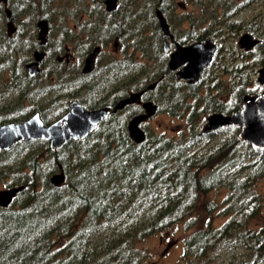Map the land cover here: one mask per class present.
I'll return each mask as SVG.
<instances>
[{
	"label": "trees",
	"instance_id": "obj_1",
	"mask_svg": "<svg viewBox=\"0 0 264 264\" xmlns=\"http://www.w3.org/2000/svg\"><path fill=\"white\" fill-rule=\"evenodd\" d=\"M55 1L9 0L19 25L14 34L5 30L7 17L4 5L0 4V123L22 120L36 111L41 112L46 123L54 121L69 109L71 99L65 98L78 97L81 86L89 89L88 97L81 100L93 108L114 106L132 90L146 88L151 83H147L148 66L133 54H127L125 59L114 58L104 64L100 60L98 78L81 72L82 76L74 74L68 78L67 73H63L66 71L63 65L51 58L56 65L47 67L46 78L50 77L51 85H40L45 76L38 79L40 74L31 75L26 67L32 48L38 47L36 33L24 32L27 29L22 16L28 15L29 10V15L45 13L50 24H54V18L59 16ZM157 1L145 2L143 12L127 16V27L125 18L121 21L101 17L94 22L87 20L81 30L92 31V34L90 44H85L84 48L90 50L102 36L110 38V34L118 30H128L122 37H140L143 43L136 44V49L148 57L155 56L154 60L161 64L158 76L152 79L157 85L154 89L148 88L144 98L155 101L158 111L186 117L187 131L168 136L144 124L146 138L135 140L130 135L128 122L143 108L134 102L110 111L85 138L71 139L59 150H53L45 139L20 141L10 150H0V184L2 181L9 184L0 188L25 185L9 205H0V264H144L146 254L139 247L141 241L179 223H184L188 229L199 224L198 210L205 207L212 213L217 208L214 201L205 200L206 194L223 187L230 190L226 201L232 207L235 223L230 219L220 227H213L208 219L205 226H198L184 238V256L188 260L207 256L208 250L218 244L215 240H222L220 247L249 242L252 238L259 240L256 244L264 241L261 234L249 230L244 219L256 216L263 205L254 185L264 176V149H255L243 140L239 126L201 132L207 114L235 112L242 107L244 93H264V86L249 87L251 69L245 59L233 65L234 80L230 88L224 89L217 77L216 67L223 68L217 59L219 52L198 83L177 78L168 59L165 60L162 43L157 42L159 30H154V36L146 34L150 27L145 21L156 20L152 6ZM212 1L219 5L231 4L227 7L235 12L250 0L244 4L237 3L238 0ZM233 16L227 12L224 18L222 14L211 16L206 30H191L189 41L222 36L224 30H230L231 34L242 30ZM193 23L200 26L198 20ZM261 23H264V14L246 30L260 34L264 32L260 30ZM216 24L218 28L212 30L210 26ZM69 26L64 21L61 29L77 30ZM51 30H54L52 25ZM24 33L30 38L25 44ZM69 40L72 41L70 36ZM256 47L261 50L254 62L263 65L264 37ZM242 50L239 55L245 58L248 50ZM52 53L56 55L57 51ZM54 76L56 79H52ZM210 77L215 83L209 82ZM204 81L209 84L203 94ZM69 88L72 90L68 91ZM228 91L231 92L229 99ZM63 95L65 101H62ZM46 98H50L49 101ZM219 134L223 135L222 141L206 150L197 147L207 137ZM62 169L65 180L57 185L51 177ZM233 233L236 238L232 237Z\"/></svg>",
	"mask_w": 264,
	"mask_h": 264
},
{
	"label": "rangeland",
	"instance_id": "obj_2",
	"mask_svg": "<svg viewBox=\"0 0 264 264\" xmlns=\"http://www.w3.org/2000/svg\"><path fill=\"white\" fill-rule=\"evenodd\" d=\"M142 1H143L142 3L145 4V2L155 1V0H142ZM185 1L188 2L189 4L188 7L185 10L182 8H179L175 11H177V14L179 15L177 18H179L180 20H183L186 14H190L191 15L190 26L195 25L193 23L194 20H198V24L200 26L204 25L207 27L208 19L211 16L222 14V17L224 18L226 12L229 15H234L233 19L235 21L236 20L238 21V25L240 24L242 25V30H237L235 31V33L231 34L230 30H224L222 36L221 35L209 36L215 39V41L220 43V49L218 51L219 53L217 52L218 53L217 59L220 60L219 64L221 63L223 64V68L216 67L218 80L219 79L221 80L219 84H221L222 87H224V89L230 88V85L232 81L234 80L233 68H232L233 65L238 63L241 60L246 59L247 62L249 61L248 67L251 69V74H250L251 80H250L249 87H251L252 89H258L261 86H263L264 84L261 85L258 79L259 68L262 65L261 63L260 65H258L256 64V62H254L257 59V53L259 52V50H261V48L255 47L254 50H248L247 53L245 54V58H241L239 54H241L244 51L242 50L241 47H239L238 39L243 32L250 31L246 29L249 26H251V24H255L257 23V21H260L261 16L264 14V1L250 0L242 7L239 6V9H237L238 11H235V12L233 8L231 9L227 7L228 5H231V4L226 5V3L225 4L222 3V5H219L218 3H215L212 0H196L197 3H195V1L193 0H185ZM236 1L237 0H235V2ZM246 1L247 0H238L237 3L244 4ZM53 4L54 6L58 8L59 16L58 17L56 16V18H54L55 19L54 24H52L51 22L52 29L54 28V30H51L50 32V42L48 44V48L51 50L49 54L45 57L43 62L41 63L42 70L38 71L37 73V74H40L38 75V79L39 77L43 78L45 76L42 83L40 84L44 86L51 85L50 77H48L47 75V78H46V74H48V72H46L48 65L51 64V66L48 69L56 66L54 64L55 61L51 62L50 59L54 58L56 61H58L56 55L53 54L51 51L53 47L55 46V44H57L56 43L57 35L61 33L60 31L62 30L61 26L63 25L64 21H66V23L70 25L69 28L74 27V25H76L77 23V20L81 19L80 17L85 18L86 16L85 14L83 15L81 12H87L88 10L87 8L78 9V8H82V5L79 2H76L75 0H56L55 3ZM155 6L156 5H153L152 7L155 8ZM29 11H28V15L22 16V19L25 20V27L27 29L25 31L28 34V32H31L33 30L36 33V40L38 43V38H37L38 28L36 27L35 29L33 26L36 25V22L39 18H37L36 12L33 15H29ZM41 15L43 16V18H48L46 17L45 13ZM223 20L224 19H221L220 22L221 21L223 22ZM8 21H9L8 19L5 20V30H8L9 28ZM184 21H183V24H184ZM16 23H17V26H19L17 21ZM30 24L32 28L29 27ZM188 25H189V22H188ZM185 26H187V24H185ZM210 27L212 30H215L218 28L217 24L210 26ZM227 27L228 26H225L224 28H227ZM78 30H80V28ZM260 30H264V23L260 24ZM127 31L128 30H120L121 36L124 34L127 35ZM146 34L154 36L155 31L147 30ZM254 35L259 38H263L264 32L260 34H254ZM114 39L115 38L113 35L111 39L109 40V44L104 45L106 54L102 57L101 64L106 63V61L109 62L112 59V57L116 58V57H123L125 56V54H129V55L133 54L139 62L148 66V73L146 76L147 77L149 76V78H147L148 79L147 83L154 82L152 81V79L158 76L161 64H158V62L153 60L151 57H148L146 55L144 56V53L142 50H134V46L131 45V41H136V36L134 37L129 36L126 39H121L122 42L120 45V51L113 53L112 55L111 53L114 52L113 44H112ZM145 39H148V38H145ZM29 40L30 38L25 37V42L28 43ZM140 40L141 39H139L136 42L140 43ZM157 42L158 43L163 42L160 36ZM71 43L72 42H69V44ZM82 45H84L83 46V49H84L85 44H82ZM34 49L35 47L32 48L31 54L28 56V61L33 60L35 58V56L33 57ZM109 55L110 56L112 55L110 59L106 57ZM167 59L168 58H166L165 60ZM252 65L254 66L253 68H252ZM71 67H75V65L72 63L68 66V68H66L65 66H62V68L66 70V71H63V73H67L68 78L74 74H76L77 76H82L81 74H83V71L81 70V67L79 69L75 67V70L71 69ZM54 78L56 79L55 76L52 79ZM212 79L214 78L210 77L209 82H211V84H213L212 81H214L215 83V80H212ZM84 81L85 83H87L86 78H84ZM92 83L95 84V81H92ZM208 84L209 83L204 81L201 87V93L203 94L206 93ZM59 88H62V86ZM81 88L82 89L80 90L81 92L80 97L82 98L88 97L89 89L84 88V86H81ZM67 90L68 91L72 90V88H69ZM217 91L218 90L215 88L214 92H217ZM76 92L77 91L75 90L74 93ZM69 94H72V93H69ZM100 94L104 95V93H101V92ZM226 94L229 95L228 96V99H229L231 97V92L228 91L226 92ZM64 96L65 95H63L62 97V101H65L67 99L68 100L73 99L71 97L70 98L66 97L64 100ZM49 99L50 98H46V101L47 100L49 101ZM144 124L146 125V127L147 126L150 127L153 131L157 133H163L168 136H178L180 134V131H183V130L187 131L186 117L174 116L165 111H157L154 115L150 116L148 119L142 122L143 127H145ZM222 138H223L222 134H219L216 137H209V138L207 137L205 141L202 144H199L197 147L199 149L206 150L210 148L211 146H213L218 141H222L221 140ZM0 185H9V184L2 181ZM4 187H7V186H4ZM4 187L1 186V188H4ZM254 187L256 189V192H258L261 195L262 200H263V203H262L263 205L262 207H260V211L256 216L250 217V218H248L249 216H247V218H244V219L246 220V225H248L249 230H251L253 234L255 232L259 233L264 238V228L260 229L262 226H264V176H262L259 180H257V183L256 185H254ZM229 191L230 190L226 187L219 188V189H213L209 191L205 196V200L214 201V203H216L217 205V208L214 209L212 213L208 212L205 207L201 208L200 211L198 210L197 214L199 215L200 223L192 226V228L188 229L185 227L184 223H179L178 225L173 226L167 231H163L161 233L150 235L146 240L141 241L139 243V247L142 250H144L145 251L144 253L146 254L144 264H245L248 261L249 262L254 261V258L257 259L256 262H258V264H264V255L261 257V259L263 260L260 263L259 262V252H257V250L255 249L252 252L251 249L249 248L253 244L251 240L248 243L244 242L243 245H241L239 242H236L234 246L231 243L230 246L225 245L222 247H220L221 243H219V241H222V240H215L216 242H218V244H215V246L211 250L210 249L208 250L209 254L207 256L193 257L191 260H188V258L184 256V238L188 234H190L192 231H194L198 226L200 227L205 226L206 221L208 219H211L213 227H220L230 219H232V222H234L233 221L234 218L232 215V207L228 205L226 201L229 195ZM227 212H230V213L226 214ZM232 224L229 227L230 233L231 231H233ZM230 233L227 234V237L230 235ZM232 237L236 238L234 233Z\"/></svg>",
	"mask_w": 264,
	"mask_h": 264
},
{
	"label": "water",
	"instance_id": "obj_3",
	"mask_svg": "<svg viewBox=\"0 0 264 264\" xmlns=\"http://www.w3.org/2000/svg\"><path fill=\"white\" fill-rule=\"evenodd\" d=\"M5 4L8 18L12 17V11L8 7V0H0ZM117 0H107L108 10L116 8ZM160 19V25L164 31V36L170 33L169 24L161 10L157 11ZM38 37L42 42L46 41L50 30V23L47 18L38 21ZM8 30L12 33L15 29L14 22H8ZM172 35V34H171ZM261 41V38L255 36L250 31L243 32L238 45L243 49L250 50ZM166 49H169V41H165ZM99 46L86 58L84 71H90L95 64V58L99 51ZM220 48V43L212 37L196 40L189 44H178L177 48L171 53L169 66L172 69L186 64L177 71L178 78H184L188 83L196 84L202 77L203 71L213 62L215 55ZM47 52L45 50H35L33 60L26 63L31 75H35L42 70L41 63L45 59ZM258 79L264 84V64L259 68ZM156 81L148 85L149 88L155 87ZM144 89L134 90L129 95L123 97L114 106L104 105L89 108L78 99L70 102L69 110L61 117L46 123L41 112L36 111L29 117L22 120H14L0 123V150H10L20 141H31L36 139H45L50 143L53 150L61 149L71 139L85 138L91 131L97 128L101 121L108 117L110 111H117L124 108L127 104L138 102ZM146 111L139 112L132 116L128 122L130 135L137 141H143L146 138V131L142 122L154 115L158 111V104L149 99L144 102ZM240 126V137L251 143L255 149H264V93L254 94L246 92L243 94L242 107L232 113L215 111L207 116V121L202 129V133H210L219 130L222 127ZM52 181L59 185L65 180V172L62 169L54 173ZM25 185H13L0 189V205H9Z\"/></svg>",
	"mask_w": 264,
	"mask_h": 264
},
{
	"label": "flooded vegetation",
	"instance_id": "obj_4",
	"mask_svg": "<svg viewBox=\"0 0 264 264\" xmlns=\"http://www.w3.org/2000/svg\"><path fill=\"white\" fill-rule=\"evenodd\" d=\"M75 1L79 2L82 5V8H78V9H84V8L88 9L87 12H81L83 15L85 14L86 16H85V18H82L79 15V17L81 19L80 20L78 19L76 25H74V28L77 29V30H60L61 33H59L57 35V42H56L57 43V47L56 48L54 47L52 49V51H57L56 57H57L58 61L60 62L61 65L65 66L66 68H68V66L73 63L75 65V67H77V66L81 67V70L83 71L84 74H88V75L90 74V75H92L93 78H95V77L98 78V77H100V71H97L98 68H99V61L102 60V57L106 54L104 45H108L109 44V40L114 35L115 39L113 40V43H112L114 52L111 53L113 55V53H116V52L120 51V45H121V42H122L121 39H126L127 36L126 37L125 36L122 37L121 33L119 32L120 30L114 31V32H112L110 34V36H111L110 38H106L105 39L106 36L105 37L102 36L103 39H100L99 43L94 44L93 47L90 50H88V49L86 50L85 48L82 49V47H81L82 44H87V43L90 44L89 37L92 34V31L81 30L82 24L86 23L87 20L93 21L94 19H96L98 17L99 18L100 17L101 18H105V19H107V21H112V20L117 19V18L120 19V21H121V19L125 18L124 26L127 27L126 17L127 16L134 17L139 12H141V11L143 12V10H142V8H143V3L142 2L143 1L142 0H117L116 8L113 9V10H108L107 0H75ZM0 4H3V3H0ZM3 5H4V11L6 13L5 4H3ZM9 5L10 4H9V0H8V7L10 8ZM156 5H157V7H155V11H154V13L156 15V20L151 21L150 23H147L145 21V24L150 27V28H148V30H159L160 38H161V40H163L162 45H163V48H164V51H165L164 56H166L168 58V63H169V60L171 58V53L177 48L178 44L185 45V44H189V43H192V42L196 41V40L189 41V37L191 35V30H206L207 27L204 26V25H202V26H198V25L190 26V20H191V15L190 14H186L185 17L183 18V20H180L179 18H177L179 15L177 14V11H175V10H177L179 8H182V9L185 10L188 7V5H189L188 2L185 1V0H158ZM158 10H161L163 12L164 17H165L167 23L169 24L170 33L167 35V37L164 36V31L161 28L160 19L157 16V11ZM11 11H12V17L8 18V20L9 21L12 20L14 22V26H16L14 31L12 33H10V34H14L18 30V26H17V23H16L17 20L14 19V15H13L14 12H13L12 9H11ZM37 18H39V19L37 20L36 25L34 26V28L35 29H36V27L38 28V34H39L38 21L40 19H43V18H42V16H37ZM184 19H185V21H184ZM183 21H184V24H183ZM188 22H189V25H188ZM49 23H50V21H49ZM185 24H187V26H185ZM79 28H80V30H78ZM111 30H113V29H111ZM105 31H110V30H105ZM24 32L27 34L26 31H24ZM50 32H51V24H50V30H49V32L47 34V38H46L45 42H42L41 39H39V37L37 35V38H38L37 45H38V47H36L34 49V52H35V50L38 49V50H45L47 52V55L49 54V52L51 50V49L48 48V44L50 42ZM25 33H24V37L22 36V38L24 39V42H23L24 44L26 43L25 42ZM69 36H70V38H72V41L69 40ZM134 36L135 35H132L131 37H134ZM206 38H209V37H206ZM206 38H201V39H206ZM139 39H141V38H137L136 37V41H138ZM148 39H153V38H148ZM148 39H146V40H148ZM201 39H197V40H201ZM166 40L169 41V45H168L169 49L168 50L166 49V44H165ZM136 41H131V45L134 46V50H138L135 47L136 44L140 45V44L143 43L142 39L140 40V43H137ZM69 42H72L73 45H72V43L69 44ZM257 45H255L250 50H254ZM96 46H99L100 48H99V51H98V53L96 55V58H95V64H94V67H93L94 70L91 69L90 71H84V65L86 63V58L89 56V54L94 50V48ZM244 50H247V49H244ZM109 56H106V57L110 59L111 56L110 57ZM126 56H127V54H125V56H123V57H116V58L125 59ZM144 56H145V54H144ZM33 57H34V53H33ZM155 58H156L155 56H152L153 60ZM113 59L114 58L112 57V60ZM185 64H186V62L183 63L182 65H180L176 69L172 68V70L174 71L175 75H177L176 74L177 71L180 70L181 68H183V66ZM179 79H183V80H185L187 82V80L184 79V78H179ZM260 84L262 85V83H260ZM148 88L149 87L143 88L145 90L144 93L146 92V90ZM154 88L155 87L150 88V89H154ZM144 93H143L141 99L137 102V103H140L142 105L143 110L141 112L146 111V106L144 105V102L149 100V99H145L144 98ZM254 94H263V93L256 92ZM80 96L81 95H79L78 97L73 98V99H78V100H80L81 102L84 103V101L81 100L82 97H80ZM73 99H71L70 102ZM70 102H69V106L68 107H70ZM262 228H264V226H262L260 229H262ZM251 241H252L253 244L249 248L251 249L252 252H253L254 249L257 250V252H259V262L261 263L262 260H263V259H261V257L264 255V242L261 241V242H258L256 244V241H259L256 238L254 240L252 238ZM239 243L241 245L244 244V242H239ZM245 243H248V242H245ZM239 247H240V245H239ZM256 261H257V259L254 258V261H252V262L248 261L245 264H258V262H256Z\"/></svg>",
	"mask_w": 264,
	"mask_h": 264
},
{
	"label": "bare ground",
	"instance_id": "obj_5",
	"mask_svg": "<svg viewBox=\"0 0 264 264\" xmlns=\"http://www.w3.org/2000/svg\"><path fill=\"white\" fill-rule=\"evenodd\" d=\"M96 69V68H95ZM94 70V69H93Z\"/></svg>",
	"mask_w": 264,
	"mask_h": 264
}]
</instances>
